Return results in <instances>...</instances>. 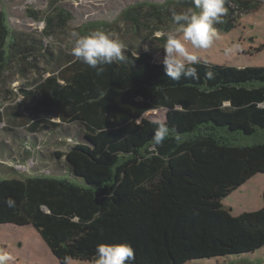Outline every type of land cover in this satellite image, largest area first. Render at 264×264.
<instances>
[{"label": "trees", "instance_id": "obj_1", "mask_svg": "<svg viewBox=\"0 0 264 264\" xmlns=\"http://www.w3.org/2000/svg\"><path fill=\"white\" fill-rule=\"evenodd\" d=\"M57 1L51 0L43 14L26 9L30 18L45 23V35L72 19L67 9L54 6ZM250 2L225 0L226 14L216 29L232 28ZM145 5L126 9L137 25L135 34L148 26L141 18L156 24L149 35L164 20L173 22L166 6L149 3L143 10ZM153 48L130 44L124 61L97 68L64 49L56 56L48 52L45 59L53 63L45 68L48 74L32 78L34 88L20 91V110L7 111L10 122L22 113L37 116L30 121L32 131L57 126L49 123L52 117L81 127V138L54 154L63 156L67 175L0 178V224L32 225L60 264H95L101 243L131 244L132 264H184L264 246V191L259 210L232 216L221 203L250 177L264 173V139L236 143L240 135L264 130V67L200 61L194 65L198 79L173 81L154 60ZM40 49L28 33L12 30L0 9V75L12 66L19 73L36 67L27 58ZM158 108L165 111L164 120L144 116ZM158 122L170 129L160 146L153 143Z\"/></svg>", "mask_w": 264, "mask_h": 264}, {"label": "rangeland", "instance_id": "obj_2", "mask_svg": "<svg viewBox=\"0 0 264 264\" xmlns=\"http://www.w3.org/2000/svg\"><path fill=\"white\" fill-rule=\"evenodd\" d=\"M182 1V3H178ZM251 8L242 13L234 26L228 30H218L220 38L208 49H191L201 58V62L234 67L262 66L264 67V0H250ZM51 0H0V9L7 14L8 25L12 30L28 33L31 41L39 42L42 49L29 56L27 60L34 61L27 71L19 73L12 66L0 75V178L15 176L23 178L26 175L47 173L59 175L68 173V167L63 156L55 157L56 151H66L68 145L81 138V127L75 123L61 122L59 117L49 118V123H58L57 126L47 125L36 131L29 129L30 121L38 117L33 113H22L14 122L8 120L7 111L22 103L20 91L34 88V82H29L41 74L42 78L48 73L45 68L51 67L52 61L46 60L48 52L56 56L59 49L71 52L73 47V31L80 32L84 27L97 23L96 28L88 30H103L121 40L125 46L132 44L137 47L153 48L154 60L162 62L164 56L163 44L169 31L176 25L167 19L152 35L148 28L153 29L156 24L149 23L142 26L135 34L137 26L132 18L126 16V9L138 3H144L143 10L149 9L148 4L164 5L171 13H179L181 8L193 0H58L54 6L67 9L72 19L64 28L56 30L51 35H45L44 22L30 18L26 9H35L40 13L49 11ZM193 4V3H190ZM172 22V23H171ZM84 26V27H83ZM160 33V35H157ZM144 35L148 37H143ZM142 38V39H141ZM191 48V46L189 45ZM262 47V48H260ZM232 49L225 54V49ZM258 48H260L258 50ZM50 56V55H49ZM27 82L29 84H27ZM21 108L19 107L18 110ZM60 114L59 109L55 110ZM165 111L162 108L144 113L152 121L164 120ZM41 116V115H40ZM29 120L25 121V119ZM264 139V130L252 136H238L236 143L249 145ZM264 191V173H257L244 184L231 191L221 199L228 213L237 216L241 212L259 210L263 206L261 194ZM38 231L30 224L14 225L0 224V252L10 257L8 264H60L51 254L46 243L39 236ZM184 264H264V246L253 252L234 254L212 258L188 260Z\"/></svg>", "mask_w": 264, "mask_h": 264}, {"label": "clouds", "instance_id": "obj_3", "mask_svg": "<svg viewBox=\"0 0 264 264\" xmlns=\"http://www.w3.org/2000/svg\"><path fill=\"white\" fill-rule=\"evenodd\" d=\"M193 4L194 7L173 14L176 27L166 34L162 47L165 74L173 81H179L181 77L198 79L194 65L199 64L201 58L191 49H208L220 38L215 25L223 23L226 14L225 0H193ZM71 36L74 41L71 55L91 68L119 63L126 59L125 44L111 33L103 30L86 34L73 31ZM231 51L230 48L225 49V54ZM207 75L211 79L213 74L208 72ZM169 136V127L158 122L153 143L160 146ZM175 139L180 142L182 138L176 135ZM7 203L9 206L13 205L11 200ZM95 257V264H132L135 251L127 242L101 243L95 249ZM9 259L7 253L0 252V264H8Z\"/></svg>", "mask_w": 264, "mask_h": 264}]
</instances>
